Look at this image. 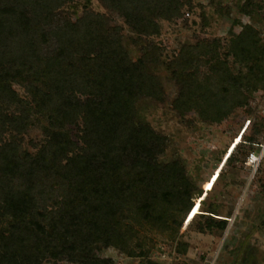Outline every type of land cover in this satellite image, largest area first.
Returning a JSON list of instances; mask_svg holds the SVG:
<instances>
[{
    "label": "trees",
    "instance_id": "trees-1",
    "mask_svg": "<svg viewBox=\"0 0 264 264\" xmlns=\"http://www.w3.org/2000/svg\"><path fill=\"white\" fill-rule=\"evenodd\" d=\"M66 1L0 0V264H114L93 256L95 247L143 255L133 246L139 227L174 239L196 204V184L183 163L160 159L167 138L137 116L141 98L162 97L157 76L142 60L131 59L119 28L100 15L52 26L54 12ZM104 1L142 35L160 33V19L179 18L193 5ZM242 26L225 57L209 42L181 47L170 63L180 85L174 106L181 114L195 110L220 122L241 104L229 97L231 91L264 89L261 34L250 23ZM112 52L118 58L109 71ZM144 56L157 60L154 51ZM203 64L210 72L201 75ZM42 118L44 139L31 152L23 147V135ZM72 125L79 127L81 144L71 135ZM242 144L224 166L238 157ZM204 202L205 197L201 207ZM208 216L203 231L227 228L228 220Z\"/></svg>",
    "mask_w": 264,
    "mask_h": 264
},
{
    "label": "rangeland",
    "instance_id": "rangeland-1",
    "mask_svg": "<svg viewBox=\"0 0 264 264\" xmlns=\"http://www.w3.org/2000/svg\"><path fill=\"white\" fill-rule=\"evenodd\" d=\"M88 13L100 15L110 26L118 27L131 59L142 60L145 69L157 76L163 95L141 98L137 116L167 138L160 159H179L196 184V204L174 239L169 232L139 227L133 246L137 254L143 249V255L131 256L105 245L95 247L92 255L111 258L114 264H264V89L231 91L229 97L241 104L224 120L212 122L195 110L181 114L175 108L180 85L170 67L185 44L209 42L225 57L234 33L246 23L259 30L264 43V0H193L179 18L160 19L161 31L155 35L136 33L104 0H67L54 12L51 24L66 20L76 23ZM149 50L155 52L157 60L144 58ZM117 58V53L110 54L107 70L113 68ZM229 62L233 68L238 67L231 56ZM201 72H210L209 66L203 64ZM13 86L22 97L29 98L24 86ZM34 122L23 135V147L31 152H36L44 139L42 125L46 120ZM69 130L80 141L79 127L72 125ZM251 139L256 141L255 146L247 141ZM241 142V153L224 166ZM209 209H216V214L205 211ZM208 215L228 220L227 228L203 231ZM138 241L143 243L142 248H137ZM44 264L67 262L48 260Z\"/></svg>",
    "mask_w": 264,
    "mask_h": 264
},
{
    "label": "water",
    "instance_id": "water-1",
    "mask_svg": "<svg viewBox=\"0 0 264 264\" xmlns=\"http://www.w3.org/2000/svg\"><path fill=\"white\" fill-rule=\"evenodd\" d=\"M190 216H191V214H190ZM190 216H189V218H188V220H187V221H189V219H190Z\"/></svg>",
    "mask_w": 264,
    "mask_h": 264
},
{
    "label": "built area",
    "instance_id": "built-area-1",
    "mask_svg": "<svg viewBox=\"0 0 264 264\" xmlns=\"http://www.w3.org/2000/svg\"><path fill=\"white\" fill-rule=\"evenodd\" d=\"M254 156V155H253Z\"/></svg>",
    "mask_w": 264,
    "mask_h": 264
}]
</instances>
